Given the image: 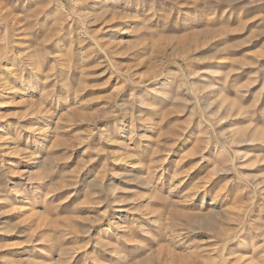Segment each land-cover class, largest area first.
I'll use <instances>...</instances> for the list:
<instances>
[{
    "label": "rangeland",
    "instance_id": "rangeland-1",
    "mask_svg": "<svg viewBox=\"0 0 264 264\" xmlns=\"http://www.w3.org/2000/svg\"><path fill=\"white\" fill-rule=\"evenodd\" d=\"M0 264H264V0H0Z\"/></svg>",
    "mask_w": 264,
    "mask_h": 264
}]
</instances>
